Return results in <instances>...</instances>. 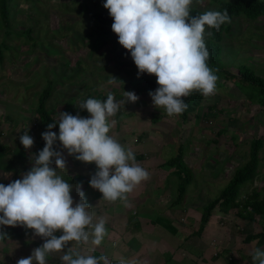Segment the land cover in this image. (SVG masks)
I'll return each mask as SVG.
<instances>
[{
    "label": "rangeland",
    "instance_id": "1",
    "mask_svg": "<svg viewBox=\"0 0 264 264\" xmlns=\"http://www.w3.org/2000/svg\"><path fill=\"white\" fill-rule=\"evenodd\" d=\"M103 4L104 0H14L9 3L12 30L19 32L33 27L32 36L38 43L17 34L7 35L0 15V46L4 42L7 45L3 47L4 59L0 60V106H3L0 109H5L10 119L7 115L5 120L0 118L1 131L12 126L10 131L16 129L19 138L27 131L34 139L33 147H44L41 134L48 129L36 110L39 97L49 82L53 83L54 90L48 106L56 120L60 112L73 113L81 101L99 93L108 95L111 92L119 101L124 98L125 91L135 92L139 100L126 103L119 111L121 116L117 118L116 114L111 118L115 125L109 135L125 149H131L135 156L143 154V158L136 160L152 175V180L141 183L153 181L151 185L165 190L163 200L153 205L145 203L146 196L140 197L137 203L142 206L130 209L126 201L115 207V201L103 199V194L100 200H94L98 190L92 188L89 181L97 171L95 162L77 160L57 140L53 147L62 153L66 162L65 170L58 169V174L69 183V177L74 174L89 179L86 183L73 184V196L79 199L77 192L82 189L86 200L89 197L94 200L89 204L93 213L101 210L107 212L108 217L113 214V219H107L112 225L123 221L122 216L115 213L125 207L124 213H130L125 223L130 215L133 217L131 225L124 230L138 227L140 221L147 222L145 219L149 218L161 226L168 222L166 218L173 219L181 229L176 239L189 253L184 257L186 264H197L195 257H199L197 261L201 264H253L249 253L257 248V242H245L244 238L249 232L262 228L261 215L251 221L239 216L235 208L226 213L217 209L203 235L193 232L200 225L201 208L220 195L237 167L248 159L252 139L264 137V110L256 87L233 79L241 65L264 76V18L256 21L244 17L234 19L232 32L223 41L222 63L217 68L210 67L218 77L215 94L203 96V105L183 120L180 115L170 117L164 109L153 106L149 92L158 87L155 75L138 76L130 52L119 44L112 28H103L93 21V13L109 12ZM192 5L207 9L216 7L217 1L193 0ZM226 74L230 77L226 78ZM80 116L88 117L89 113ZM220 129L224 132L219 133ZM180 144L186 146L184 159L192 170L193 180L183 205L175 206L172 201L179 193L180 178L171 174L167 178L160 174L163 171L158 166L176 156ZM19 145L18 156L20 150H27L21 142ZM5 149L0 148V160L7 167L14 163V157L9 156L12 149ZM14 151L16 153V149ZM28 152H24L25 155ZM261 156L259 173L253 181L244 183L240 198L254 188L261 190L264 196V149ZM52 166L55 167V158ZM155 173L159 174L158 178ZM133 212L136 214L132 215ZM100 218L104 217L94 216V222ZM126 235H132V231ZM141 242L146 244L143 239Z\"/></svg>",
    "mask_w": 264,
    "mask_h": 264
},
{
    "label": "clouds",
    "instance_id": "2",
    "mask_svg": "<svg viewBox=\"0 0 264 264\" xmlns=\"http://www.w3.org/2000/svg\"><path fill=\"white\" fill-rule=\"evenodd\" d=\"M192 4L193 0H104L103 4L113 18L111 28L119 44L130 52L137 66V75L156 77L158 87L149 92L153 106L164 109L170 117L188 108L185 98L193 91L205 97L215 94L218 77L207 63L210 51L205 37L212 33L206 28L219 31L231 22L227 9L192 15ZM138 100L133 91H125L119 101L109 92L104 100L88 98L79 103L88 117L60 112L59 119L48 123V130L41 134L45 145L33 156L31 169L22 179L0 183V228L22 226L44 240L16 264H48L50 255L61 252V264H112L105 255L97 257L71 246L72 242L77 246L101 245L108 234L107 221L100 218L94 222L82 189H78L79 200L74 202L73 186L57 172L65 170L66 162L53 146L58 140L77 160L95 162L97 171L90 186L105 200L126 201L127 194L150 174L137 162L133 151L125 149L109 132L115 125L111 118L126 103ZM57 123L58 134L51 130ZM20 142L29 149L34 139L25 131ZM6 236L0 230V240ZM249 255L253 264H264V250L255 248Z\"/></svg>",
    "mask_w": 264,
    "mask_h": 264
},
{
    "label": "trees",
    "instance_id": "3",
    "mask_svg": "<svg viewBox=\"0 0 264 264\" xmlns=\"http://www.w3.org/2000/svg\"><path fill=\"white\" fill-rule=\"evenodd\" d=\"M14 0H0V15L3 26L6 29V34L9 36H13V34H17L19 36L26 37L27 40H36L33 36V27H30L26 30L13 31L11 26V10L9 7V3ZM16 1V0H15ZM30 1V0H28ZM217 5L213 8L202 9L198 6H191V14L198 15L208 10H219L223 11L224 9L228 10L229 16L231 18L230 23H225L220 27V30L217 31L215 29L206 28L207 32H211L212 35L206 37V44L210 51V58L208 60L209 67L217 68L221 62V55L223 53V41L226 36L232 32L233 21L235 18H247L252 21H256L264 18V0H216ZM91 18L97 25L102 26L103 28L109 29L113 23V18L109 15V12L99 11L92 14ZM34 43H38L37 40ZM3 47H7L5 42L2 46H0V60L4 59V51ZM228 74V73H227ZM226 78L229 76H227ZM230 77V76H229ZM144 79V77H142ZM232 78V77H231ZM234 81L236 79L240 80L241 83L245 86L253 85L256 87L258 92V99L262 104V108L264 110V76L257 74L253 69H251L247 65H241L236 75L233 76ZM149 81V80H148ZM150 83V82H149ZM151 87V86H150ZM54 90V85L52 82H49L47 86L42 91L37 107V113L40 117V120L47 126L48 123H52L57 121L52 111L49 109L48 101L51 98V95ZM97 99H106L107 95L103 93H99L98 95L92 97ZM185 103L188 104V108L180 114V117L184 119H188L190 117L189 113L195 112L199 107L203 105V95L198 91H193L188 97L185 98ZM211 108V107H209ZM72 115H86L88 112L86 109L77 108L73 111V113L69 112ZM121 116V113H117V118ZM55 130L57 134L59 133V125L51 129ZM224 130L220 129L219 133H223ZM143 135V134H141ZM141 139V138H140ZM215 140V139H214ZM43 146V145H42ZM41 147L39 149L42 150ZM264 149V137L253 138L250 144L249 157L245 161V163L237 167L234 172L232 178L226 187L221 191L220 195L207 203L203 208H201V217H200V225L197 227V230L193 232L194 235L201 236L210 220L212 219V215L214 212L218 210H225L224 212H228L231 209H237V213L239 216L254 221L257 215H261L263 217L262 228L259 231L249 232L247 236L244 238L245 242L256 241L258 245L257 248L262 249L264 247V196L262 195V191L256 188L253 189L251 193H248L244 198H240L241 189L244 186V183L248 181H253L256 175L259 173V169L263 162V157L261 156V151ZM38 151V152H39ZM186 146L185 144H180L178 153L176 156L171 159L165 161L161 166L166 168H174L172 172V176L178 175L180 178V187L177 198L172 201V205H183L184 196L187 192L188 186L191 184L193 180V174L190 166L185 161V153ZM136 159H140L142 157L141 154L135 156ZM160 166V167H161ZM73 180L75 182H84L89 181L88 178L84 175L74 174ZM116 201H120L119 199ZM115 201V202H116ZM165 227L168 229H173L174 225H172L169 221L165 223ZM3 228V227H2ZM0 228V230H2Z\"/></svg>",
    "mask_w": 264,
    "mask_h": 264
},
{
    "label": "crops",
    "instance_id": "4",
    "mask_svg": "<svg viewBox=\"0 0 264 264\" xmlns=\"http://www.w3.org/2000/svg\"><path fill=\"white\" fill-rule=\"evenodd\" d=\"M20 103L21 102H19L18 104ZM5 113V109H0V118L2 117L4 119L7 115ZM6 118L9 119V115H7ZM1 129L2 127L0 128V148H6L5 151L12 149V151H9V156L14 157V163L7 167L1 164L0 160V183L7 185L8 183L13 180H16L17 178L22 179L23 173H26L31 169L34 164L33 156L38 154L39 148H35L32 146L31 148L27 149L30 151L27 155H25L27 150H24L25 153L20 150V156H18L17 151L21 147L19 145L20 138L16 132V129H14L13 132L10 131L13 129L12 126H9L8 128H6V130L3 131H1ZM142 139L143 138H141L140 140ZM15 149L16 153L14 151ZM141 155V158H143V154ZM160 169H162L163 171V173L160 174L166 175L167 178L168 176L170 177V174H172V172L174 171V168H169L171 169V171H169L168 168L162 166L160 167ZM154 175L157 178L159 176V174L156 173ZM69 178L70 184L73 186V184H75L76 182L73 180V176ZM149 179L152 180V175H150ZM151 184H153V181L152 183H147L145 185H142V183H140L138 189H134L131 193L127 194L126 202L130 203L128 209H130L131 207L136 208L135 206H142L138 205L137 203L139 202L138 198L140 197L146 196L145 203L147 202L153 205L154 203L163 200L162 195H164L165 190L163 192V190H161L162 188L159 190ZM159 185L156 186L160 187ZM71 195L73 196L74 192H71ZM101 197L102 193L98 190L96 196L93 197V199L100 200ZM73 198L74 202L79 200L78 198H76V196H73ZM89 199L90 197L87 200L89 204L91 200L92 202L94 201L92 198L90 199V201ZM121 201L122 200L116 201L114 206L117 207L118 204L125 202ZM124 209L125 210H122L119 213L114 212L119 217L122 216L121 219L123 221H120V224L122 223V226H119V221L113 225L110 224V220L108 221L107 219H113V214H109L108 217L107 212H102L101 210L94 212L95 217H104L107 221L106 228L108 234L105 236L101 245L93 246L89 243L77 246L74 242L72 243L74 245L71 246L77 247L80 251L95 255L97 257H99L100 255H105L110 261H112V264H121V261H123L124 264H171L172 261L175 264H186V260L184 259V257H186L189 253H187L186 249L183 247L184 244H181V242L177 240V237H179L180 235L181 229L180 226L178 228L175 222L173 223V219L166 218L165 216V218L170 221L171 224L174 225L173 229H168V227L157 225V223H155L153 220H150L149 218L145 219L148 223L140 221L138 227L135 226L131 229L126 227V230H124L125 226L131 225V217H133L130 215L129 221L125 223L127 220L126 216L130 213H124V211H126V208L124 207ZM134 214L136 213L133 212L132 215ZM183 219L184 218H182V220ZM149 220L151 221V226H149ZM207 229L208 227L206 228V230ZM129 230L132 231V235L128 236L126 235V233ZM2 231L7 233V236L4 239L0 240V264H16V261L18 259L31 255V252L34 248L44 243V240L41 237L34 236L33 231L31 229H26L22 226H3ZM60 234V232L56 233V235L58 236ZM155 235H157V237H155ZM140 236L145 237L140 238ZM171 236H174V239H172L173 241L171 240ZM141 239H143L146 244L142 243ZM93 248L95 249L94 251ZM61 255H63L62 252L50 255L48 257V264H61ZM198 258L199 257H195L194 261L197 264H201L199 261H197ZM232 264L235 263L233 262Z\"/></svg>",
    "mask_w": 264,
    "mask_h": 264
},
{
    "label": "built area",
    "instance_id": "5",
    "mask_svg": "<svg viewBox=\"0 0 264 264\" xmlns=\"http://www.w3.org/2000/svg\"><path fill=\"white\" fill-rule=\"evenodd\" d=\"M139 139L138 138H136V141H138Z\"/></svg>",
    "mask_w": 264,
    "mask_h": 264
}]
</instances>
